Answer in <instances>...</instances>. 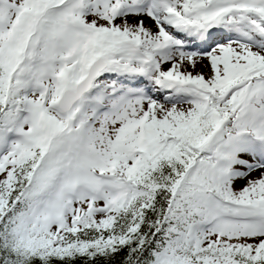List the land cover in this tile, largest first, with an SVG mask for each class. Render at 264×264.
I'll return each mask as SVG.
<instances>
[{
	"label": "snow or ice",
	"instance_id": "1",
	"mask_svg": "<svg viewBox=\"0 0 264 264\" xmlns=\"http://www.w3.org/2000/svg\"><path fill=\"white\" fill-rule=\"evenodd\" d=\"M0 264H264V0H0Z\"/></svg>",
	"mask_w": 264,
	"mask_h": 264
},
{
	"label": "rangeland",
	"instance_id": "2",
	"mask_svg": "<svg viewBox=\"0 0 264 264\" xmlns=\"http://www.w3.org/2000/svg\"><path fill=\"white\" fill-rule=\"evenodd\" d=\"M242 183H243V181L240 182V184H242ZM238 186H239V185H238Z\"/></svg>",
	"mask_w": 264,
	"mask_h": 264
}]
</instances>
